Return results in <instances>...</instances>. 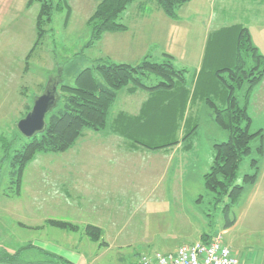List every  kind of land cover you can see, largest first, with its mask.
Masks as SVG:
<instances>
[{
	"label": "rangeland",
	"instance_id": "rangeland-1",
	"mask_svg": "<svg viewBox=\"0 0 264 264\" xmlns=\"http://www.w3.org/2000/svg\"><path fill=\"white\" fill-rule=\"evenodd\" d=\"M67 1L69 8L66 9L65 6L56 12L52 23L47 26V33L42 44L28 63L25 59L26 55L33 47L37 37L36 17L40 10L39 2H35L33 6L31 5L32 7L28 6L21 15L17 13L16 17L19 18L0 32V205L10 206V213L0 210V241L9 242L11 246L18 244L17 240L15 242L7 239L5 232L10 226L11 233L14 234L15 231L16 239L19 238L21 241L31 238L32 240L38 239L40 235H48L51 239H56V237L61 239L59 232L63 231L76 233L73 237L88 236L84 227H80L76 231H68L49 224L50 219L45 222L43 219H39L41 216L45 218L46 214L41 215L39 209L40 191L48 189V195L55 193L57 175L62 172L61 163L63 160H60L62 153L36 154L25 168L20 191L16 194L11 192L10 159L14 151L24 143L16 124L28 113L26 107L31 104L33 106L35 97L45 90L47 83L60 75L62 83L72 85L78 72L92 66L95 60L101 57H106L114 62L135 63L143 59L145 55H150L153 60L161 62L167 58L165 55L169 54L174 57L177 69L188 70L185 73L186 81H181L182 85L179 90L174 93V96L160 104V107L153 111L154 114L148 112L142 117L141 123L146 125L139 131L138 137L146 144L163 145L175 142L177 145L180 144L181 148L169 168H167L169 164L167 158L160 159V201L155 198L148 199L146 207L143 208L144 211L147 209L148 212H152L154 207L157 212L153 211L154 214H150L147 219L135 218L131 226L125 228V232L133 237L132 242L125 245L121 249L122 252H119L117 246L113 248L109 254L112 256V262L116 261L120 253L125 256L129 264L134 260L139 262L140 256L144 254L142 252L160 249L156 243L158 237H171L178 233L177 231L186 232H183V226L177 227V222L174 220L175 215L179 214L177 213L178 206L173 203L176 196L162 195L164 191L171 194L170 188L173 187H177L180 193L182 192L183 196H178L177 199H181L180 207L183 210L185 208V213L181 208L179 211H182L181 217L184 215L187 218L192 217L193 232L197 228L205 230L207 234L220 232L223 241L238 254L248 253L255 246H264L263 225L241 216V205L245 201L246 191L242 192L238 203L232 209V215L236 219L238 218V222L224 231L226 221L223 212L224 205L223 203L216 205L214 194L205 186L204 175L209 171L212 163L211 155L214 143L225 141L228 138V131L220 127L214 120L210 101L221 106L224 89L228 90L229 88L224 85L222 78L228 75L229 71L223 69L225 66L215 68L207 62L202 68L200 61L207 28L215 29L221 24L229 26L240 20L249 22L256 16H264V7L258 3V0H228L225 3L219 1L214 3L212 0L201 3L198 0H193L190 3V8H184L183 19L175 24L174 29H171L167 25H158L152 20L138 23L143 8L138 9L139 4L135 2L120 18V21L128 26V30L105 33L100 41L86 47L90 39L87 21L100 0ZM144 7L145 11L147 8V11L150 12L149 8L153 7V4L149 3ZM198 9L203 10L198 12ZM67 16L69 19L66 21ZM138 30L144 34L138 35ZM225 45L230 46L231 43L226 41ZM227 55L228 52L221 55L223 57L221 60H223L220 63L228 60ZM243 55L250 63L251 57L247 52H243ZM207 61H210V58H207ZM235 66L234 64L232 68ZM60 72L61 74H59ZM207 75L215 76L219 82L214 80L215 82L205 85L203 80ZM228 81L231 82L229 77ZM247 84H244L243 88L237 87L235 92L243 103L245 102L243 96L246 94ZM188 90L191 93L187 96ZM141 94L138 91L137 95L131 97L133 98L131 100L132 109H135V112H138L140 104L145 100L144 94ZM173 101L175 103L169 105ZM173 104L174 106L170 107ZM117 110L118 108L114 111ZM156 111L162 114L155 115ZM196 124V131L191 133ZM121 134L128 135L129 132L126 130ZM9 143L11 144L8 145ZM255 144L254 141V147ZM189 145L191 148L188 147ZM170 147L167 146L161 150ZM8 154L11 155L10 159L7 157ZM65 156H71V154ZM250 161L251 156H246L241 163L238 183H242L244 176L251 173ZM65 162L70 163L69 159L64 160ZM150 162L137 160L135 157L130 163H127L126 171L130 173L135 171L137 174L148 176L146 172H148V166H151ZM129 182L132 183V181ZM132 190L134 189L132 188ZM52 196V199L55 200V194ZM135 197L143 199V196L139 195L138 189L136 192L133 191V195L129 199L132 200ZM8 199L9 201H6ZM156 201L159 203H155ZM29 207L32 208V212L27 211ZM139 215L140 213L137 217ZM40 222L43 223H41L43 229L48 227L46 229L48 233L45 235L41 233ZM148 237H155L156 240L151 241L149 238L148 240L151 242L145 245L144 238ZM88 238L90 237L88 236ZM66 240L63 237L62 241ZM87 241L82 245L74 242L71 246H75L78 250H81L83 246L87 251L90 248V243ZM48 253L54 254L49 251ZM101 263L103 264V262Z\"/></svg>",
	"mask_w": 264,
	"mask_h": 264
},
{
	"label": "crops",
	"instance_id": "crops-1",
	"mask_svg": "<svg viewBox=\"0 0 264 264\" xmlns=\"http://www.w3.org/2000/svg\"><path fill=\"white\" fill-rule=\"evenodd\" d=\"M207 1L209 0H198V2L201 3H206ZM212 1L214 3L217 1L225 3L228 0ZM192 2L193 0H190L179 9L178 19L170 18L154 4L153 7L149 8L150 12L147 11V8L145 11L143 5H138V9L143 8V13L138 23H140V21L152 20L157 22L158 25H167L169 28L174 29L176 26L175 24L183 19L182 13L185 10L184 8H190V3ZM28 3L29 0H0V32L4 27L14 23L19 18L16 17L17 13L21 15L24 9H27ZM258 3L264 7V0H258ZM202 10L203 9H198V12ZM242 27L248 29L254 45L264 55V16H256L249 22L240 20L229 26L221 24L220 27L215 29L207 28L206 37L201 49L200 61L202 62V68L206 62L213 65L215 68L233 64L232 60L235 53V44L237 36L241 32L240 28ZM138 31V35L144 34L141 30ZM226 41H229L231 45H225ZM31 49L32 48L29 49L28 53ZM225 52H228V60L220 63L223 60H221V58H223L221 55H224ZM143 55L145 54L143 53ZM207 58H210V61H207ZM209 79V76L205 77V80H203L205 85L209 84ZM140 92L142 93L141 95L144 94L145 100L140 104L137 110L138 112L132 109L133 103L131 102V100H133L131 97L137 95L138 92L131 93L128 90L120 92L118 100L110 109V123L114 120L115 116L121 112L133 115L139 114L143 105L149 98L146 91ZM223 102H221V106ZM172 103H174V101L169 103V105ZM246 106L247 112L251 117V131H262L264 135V77L258 84L249 90ZM117 108L118 110L114 111ZM154 110L155 109L150 112L154 114ZM157 113L158 111H156L155 115ZM141 122L142 121L134 125L135 127L133 126L129 129L128 135L113 132L111 130V125L101 132L87 130L72 148L61 154L60 160H63L61 163L62 172L57 175V187L55 193H53L55 194V200L54 198L52 199L53 194L48 195V189L40 191L39 209L42 213L41 215H43V213L46 214L45 218L41 216L39 219H43L44 222L48 219L71 221L78 224L80 227H85L89 224L95 225L102 229L100 240L94 241L86 235L73 237L76 233L64 231H61L62 233L59 232V237L61 239L57 237L56 239H51L48 235H45L48 233L46 230L48 227L43 229L41 225L42 222H40L39 227H42L40 229L41 233L45 236L40 235V238L34 240H32V238L23 239V241L19 238L16 239L15 231L14 234H12L10 226L6 229L7 232H5L7 234V239H11L12 241L17 240L18 242H15L18 244H16V246H11L9 242L0 241V251L4 250L8 253H15L18 249L31 245L18 253V264H49L47 263L48 258L45 255V252L47 253L48 251L63 257L72 264H102L101 262H103V264H129L125 256H122L121 253L114 262H112V256L109 254L116 246L119 252H122L121 249L132 242L133 237L131 234L125 232V228L131 226L135 218L147 219L150 214H154L153 211L157 212V209H154V207L152 209L153 211L151 210L152 212H148L147 209L144 211L143 208L146 207L148 199L155 198V200L160 201V159L167 158L169 164L168 167H166L169 168L181 148L179 147L180 144L166 150H155L136 145H134L133 148H129L128 136L131 132L139 133V131H141L139 129L146 125ZM252 127L254 128L252 129ZM188 147L191 148L190 145ZM214 152L213 149L211 155L212 160ZM63 154H71V156L66 157ZM64 157L66 158L64 159ZM135 157L137 160L151 161V166H148V172H146L148 176L137 174L135 171L132 173L126 171L127 163H130ZM67 159H69L70 163H64V160ZM155 163L156 166H154ZM260 165L261 167L256 182L251 185H246L243 190V193L245 191L247 193L245 192V201L243 205H241V216L248 217L252 222L263 225L264 227V157ZM129 181H132V183ZM132 188L134 190H132ZM136 189H138L139 195L141 197L143 196L142 200L136 197L132 200L129 199V197L133 195V191L136 192ZM170 192L171 194L164 191L162 195L176 196L174 202L171 201L178 206L177 213L179 214L175 215L174 220L177 222V227L183 226V232L186 231L187 233L189 232V234L177 231L178 233H175V235L171 237H158V242L156 243L160 249L146 250L142 253H152L155 251L171 252L182 244L194 243L201 240L208 241L216 234L220 233L215 232L207 234L205 230H201V228L199 229L195 225L194 227H196L197 230L193 232L192 217L187 218L185 217L186 215L181 217V212L184 211L185 213V208L183 210L180 207L181 199L178 200L177 197L183 196L182 192L180 193L177 187L170 188ZM6 201H9V199ZM159 201L155 203H159ZM179 208H181L182 211H179ZM0 210L10 213V206L0 205ZM12 210L13 208L11 211ZM27 211L32 212V208L29 207ZM138 213H140L139 217H137ZM236 222H238V218ZM139 223H141V221H139ZM134 225L138 226L139 224ZM13 228L15 230L14 224ZM226 229L228 228H225L224 231H227ZM63 237L67 240L62 241ZM149 238H151V241L156 240L155 237L144 238L145 240L143 243L145 245L151 242L148 240ZM87 240L90 243V248L87 251L84 250L83 246L81 250H78L75 246H71L74 242H77L78 245H82V243ZM92 249L94 250L92 251ZM232 251L238 257L239 264H264V246H255L253 250L248 253L238 254L236 250L232 249ZM130 264H139V262L134 260Z\"/></svg>",
	"mask_w": 264,
	"mask_h": 264
},
{
	"label": "trees",
	"instance_id": "trees-1",
	"mask_svg": "<svg viewBox=\"0 0 264 264\" xmlns=\"http://www.w3.org/2000/svg\"><path fill=\"white\" fill-rule=\"evenodd\" d=\"M189 1L100 0L87 21L90 39L86 47L100 41L105 33L126 31L128 26L121 22L120 18L127 8L135 2L143 5V7L148 3L154 4L170 18L178 19L179 9ZM35 2L40 4V10L36 17L37 37L26 57L27 63L42 44L47 33V26L52 23L56 12L65 6L66 9L69 8L67 0H29L28 6L30 7ZM64 3L65 5H63ZM68 17L66 21L69 19ZM240 31L235 44L233 64L223 67L229 71L228 75L222 78L218 74L224 85L229 87L228 90L224 89L225 86L223 88V105L219 106L210 101L214 120L220 127L228 131V138L225 141L214 143V157L209 171L204 175L205 186L214 194L216 205L222 203L224 205L225 228H230L235 224L236 218L232 215V209L238 203L245 186L256 182L260 164L264 157L263 132H251V117L246 106L249 90L264 77V55L254 45L248 29L242 27ZM243 52H247L248 56L251 57L250 63L246 61ZM165 56L167 58L159 62L147 55L135 63L114 62L106 57H101L96 59L92 66L78 72L72 85L61 82L58 88L59 101L46 117L47 127L45 131L32 138H26L19 134L24 139V143L14 151L12 157L10 154L7 156L9 159L11 157L9 172L11 192L16 194L20 191L25 168L36 154L66 152L87 130L101 132L111 125L113 132L123 133L140 123L145 114L159 108L160 104L174 95L182 85L181 81H186L185 73L188 70L185 68L177 69L174 64V57L169 54ZM234 64L236 66L232 68ZM228 77L231 82L228 81ZM214 80H216L215 76L210 77L209 83L215 82ZM244 84H247V90L243 96L245 99L243 103L235 92L237 87L243 88ZM123 90H128L131 93L146 91L149 98L138 115L121 112L110 123V109ZM190 93L188 90L187 96ZM173 106L174 104L170 107ZM31 107L32 104L26 107L27 112ZM161 114L158 111V115ZM196 127L197 124L191 133L196 131ZM138 134V132H131L128 136L129 148L136 145L156 150L177 145L175 142L163 145L146 144L139 139ZM254 141L256 142L255 147L253 146ZM246 156H251V173L244 176L242 183H238V172ZM49 224L68 231H76L80 228L74 222L59 219H50ZM84 229L92 240H100L102 236L100 227L89 224ZM29 246L22 247L15 253L0 251V263L18 264V253ZM45 255L49 264H72L59 255L48 252H45Z\"/></svg>",
	"mask_w": 264,
	"mask_h": 264
},
{
	"label": "built area",
	"instance_id": "built-area-1",
	"mask_svg": "<svg viewBox=\"0 0 264 264\" xmlns=\"http://www.w3.org/2000/svg\"><path fill=\"white\" fill-rule=\"evenodd\" d=\"M139 264H239V260L218 233L208 241L182 244L171 252L144 253Z\"/></svg>",
	"mask_w": 264,
	"mask_h": 264
},
{
	"label": "water",
	"instance_id": "water-1",
	"mask_svg": "<svg viewBox=\"0 0 264 264\" xmlns=\"http://www.w3.org/2000/svg\"><path fill=\"white\" fill-rule=\"evenodd\" d=\"M61 82L60 75L50 80L45 90L35 97L31 110L17 122L16 127L24 137L32 138L45 131L47 127L46 117L59 101L58 88Z\"/></svg>",
	"mask_w": 264,
	"mask_h": 264
}]
</instances>
